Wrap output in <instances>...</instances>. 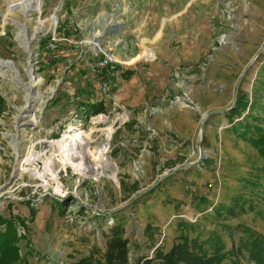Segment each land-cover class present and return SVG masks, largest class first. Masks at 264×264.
<instances>
[{
	"label": "rangeland",
	"instance_id": "rangeland-1",
	"mask_svg": "<svg viewBox=\"0 0 264 264\" xmlns=\"http://www.w3.org/2000/svg\"><path fill=\"white\" fill-rule=\"evenodd\" d=\"M21 2L0 0V58L13 62L0 66V218L18 238L12 264H74L105 248L119 214L131 244H146L150 222L168 248L179 217L228 202L263 165L222 110L239 90L251 98L264 65V0ZM111 47L104 94L98 65ZM98 103L104 111L87 116ZM227 221L264 235V199Z\"/></svg>",
	"mask_w": 264,
	"mask_h": 264
},
{
	"label": "trees",
	"instance_id": "trees-1",
	"mask_svg": "<svg viewBox=\"0 0 264 264\" xmlns=\"http://www.w3.org/2000/svg\"><path fill=\"white\" fill-rule=\"evenodd\" d=\"M51 37H43L47 45ZM105 71L100 69V80ZM264 65L253 82L251 98L248 92L239 90L234 106L224 112L230 122L227 129L237 139L254 147L263 165L254 167L249 175L240 178L228 202L211 206L212 211L194 213L192 218L181 216L176 221L177 234L171 245L165 248L160 242L161 229L148 222L144 229L146 244H131L126 235L125 215L119 214L105 232L104 249L95 248L74 264H264V235L245 224L233 226L227 220L248 210H254L264 199ZM4 100L0 95V113ZM105 109L102 103L85 105L87 116ZM216 116V115H215ZM212 158L202 160L210 164ZM156 188V187H155ZM151 189V192L155 190ZM171 202V199H168ZM167 203V202H166ZM11 219L0 218L6 231L0 230V264H12L20 259L15 246L17 236ZM151 248V253L144 252Z\"/></svg>",
	"mask_w": 264,
	"mask_h": 264
},
{
	"label": "built area",
	"instance_id": "built-area-1",
	"mask_svg": "<svg viewBox=\"0 0 264 264\" xmlns=\"http://www.w3.org/2000/svg\"><path fill=\"white\" fill-rule=\"evenodd\" d=\"M115 45H117V43ZM49 49L53 52L54 57L58 58L59 53H58L57 44L51 42ZM112 50L113 47L110 48L109 52H105L103 59L99 61V65H98L100 69H103L105 71L103 78L99 82V89L104 94H107L111 90L112 75L117 68L115 63L117 62V59L114 57Z\"/></svg>",
	"mask_w": 264,
	"mask_h": 264
},
{
	"label": "bare ground",
	"instance_id": "bare-ground-1",
	"mask_svg": "<svg viewBox=\"0 0 264 264\" xmlns=\"http://www.w3.org/2000/svg\"><path fill=\"white\" fill-rule=\"evenodd\" d=\"M21 3H23L25 6H29V7H32L33 6V4H35V0H22V2ZM37 3H38V1H37ZM52 20H54L55 21V15H53L52 16ZM42 26H43V22H40V27H39V29L38 30H41L42 29ZM28 41V43H29V41L30 40H27ZM13 63V62H12ZM9 60H5V59H1L0 58V66H7V67H12L13 68V64H12ZM16 71V70H15ZM17 72V71H16ZM37 83H36V80H35V78H32V80H31V82H30V84L27 86V89H28V91H29V95H30V98H34V100L36 99V93L35 92H33V87L36 85ZM32 99H30V101L32 100ZM33 101V100H32ZM77 136H79V135H77ZM73 140H75V139H77V138H72ZM85 146V145H84ZM106 146H108L107 144H106ZM51 147V146H50ZM52 148V147H51ZM51 150V149H50ZM104 152H106V150H104ZM85 153H87V152H85ZM50 159V158H49ZM52 159V158H51ZM50 159V160H51ZM50 160H48V161H50ZM55 160V159H54ZM102 160V159H101ZM98 162V161H97ZM52 163V162H51ZM55 163V162H54ZM72 165L74 164V162L73 161H71L70 162ZM102 164V163H101ZM57 165V164H56ZM55 167V166H54ZM56 168V167H55ZM99 168H101V166H99ZM51 171H53V169L52 168H48L47 169V171H46V176H48V175H53L52 174V172ZM99 174V173H98Z\"/></svg>",
	"mask_w": 264,
	"mask_h": 264
},
{
	"label": "water",
	"instance_id": "water-1",
	"mask_svg": "<svg viewBox=\"0 0 264 264\" xmlns=\"http://www.w3.org/2000/svg\"><path fill=\"white\" fill-rule=\"evenodd\" d=\"M55 18H56V15H55ZM57 20V19H56ZM264 48V44H263V46H262V48L261 49H263ZM241 78L242 77H240V79H239V83H240V81H241ZM239 85V84H238ZM238 92V91H237ZM236 92V94H235V96H234V100H233V103L231 104V106L229 107V108H227V109H224V110H222V112H225V111H227V110H229L232 106H234L235 105V103H236V100H237V95H238V93ZM209 114H211V113H208V114H206V116L205 117H208L209 116ZM204 122V121H203ZM202 126H203V123H202Z\"/></svg>",
	"mask_w": 264,
	"mask_h": 264
},
{
	"label": "crops",
	"instance_id": "crops-1",
	"mask_svg": "<svg viewBox=\"0 0 264 264\" xmlns=\"http://www.w3.org/2000/svg\"><path fill=\"white\" fill-rule=\"evenodd\" d=\"M67 2H68V0H67Z\"/></svg>",
	"mask_w": 264,
	"mask_h": 264
}]
</instances>
